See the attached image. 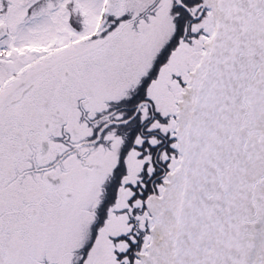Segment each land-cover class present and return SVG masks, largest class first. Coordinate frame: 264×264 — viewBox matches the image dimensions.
I'll use <instances>...</instances> for the list:
<instances>
[{
	"label": "snow or ice",
	"instance_id": "1",
	"mask_svg": "<svg viewBox=\"0 0 264 264\" xmlns=\"http://www.w3.org/2000/svg\"><path fill=\"white\" fill-rule=\"evenodd\" d=\"M0 264H264V0H0Z\"/></svg>",
	"mask_w": 264,
	"mask_h": 264
}]
</instances>
